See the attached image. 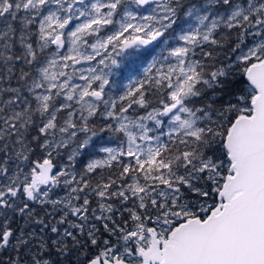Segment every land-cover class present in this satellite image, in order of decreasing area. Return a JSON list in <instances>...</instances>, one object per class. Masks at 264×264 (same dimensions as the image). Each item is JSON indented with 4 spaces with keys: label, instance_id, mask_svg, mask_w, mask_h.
Returning a JSON list of instances; mask_svg holds the SVG:
<instances>
[{
    "label": "snow or ice",
    "instance_id": "snow-or-ice-1",
    "mask_svg": "<svg viewBox=\"0 0 264 264\" xmlns=\"http://www.w3.org/2000/svg\"><path fill=\"white\" fill-rule=\"evenodd\" d=\"M0 264H264V0H0Z\"/></svg>",
    "mask_w": 264,
    "mask_h": 264
}]
</instances>
